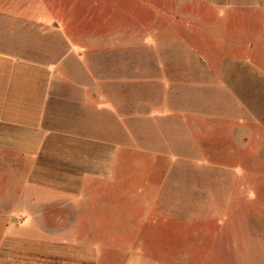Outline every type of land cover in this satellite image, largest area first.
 <instances>
[{"label": "crops", "instance_id": "0c3cea01", "mask_svg": "<svg viewBox=\"0 0 264 264\" xmlns=\"http://www.w3.org/2000/svg\"><path fill=\"white\" fill-rule=\"evenodd\" d=\"M191 1L218 10L223 51L229 36L238 37L240 51L264 41V24L259 30L245 23H264V0ZM55 2L72 10L68 19ZM75 3L80 6L74 9ZM165 4L0 0V264H100L97 229L130 227L136 212L143 226L163 228L160 217L182 208L173 166L167 170L160 154L166 147L161 132L185 128L190 134L189 125L198 120L192 114L182 121L177 114L182 63L163 58L159 43L134 44L128 36L146 35L148 27L166 35ZM251 6L263 12L235 11ZM90 12L87 19L98 23L80 27ZM239 66L257 67L264 82V60ZM210 192L217 193L206 204L215 236L221 234L223 259L207 253V263L264 264V204L247 205L245 199L256 191ZM124 212L126 222L119 224ZM174 226L177 236H188L177 221ZM124 264L163 263L130 252Z\"/></svg>", "mask_w": 264, "mask_h": 264}, {"label": "rangeland", "instance_id": "374dc122", "mask_svg": "<svg viewBox=\"0 0 264 264\" xmlns=\"http://www.w3.org/2000/svg\"><path fill=\"white\" fill-rule=\"evenodd\" d=\"M203 2L166 0V35L154 33L157 29L154 27H148L146 35L136 36L133 31L128 35L134 44L146 43L148 39L159 43L163 58L182 63L183 99L177 101V114L182 121L192 114L198 120L189 125L190 134L185 128H177L169 134L161 132L160 138L166 147L160 154L167 163V170L173 166L176 198H183L186 206L182 203L177 212H165V216L160 217L161 223L166 220L163 228L143 226V215L136 212L130 227L97 229L102 241L97 244L100 264H124L130 252H144L155 262L163 264H208L205 260L207 253L219 257L222 262L221 234L215 236L218 228L215 229L213 213L206 204V199L217 193L210 190L252 189L256 195L246 196V204H264V82L258 79L257 67L239 66L244 60L263 61L264 41L257 43V47L253 46L251 51H240L238 37L229 36L223 51L222 20L215 19L218 10ZM92 3L95 5L94 1ZM78 6L80 3H75L74 9ZM60 11L62 17L68 19L72 10L61 7ZM235 11L246 15L263 12L255 6ZM228 12L233 14L234 10ZM90 13L86 14V19L93 15ZM78 22H81L80 27L93 25L89 19ZM54 23L59 25L56 19ZM149 23L152 25V21ZM245 23L247 28L259 30L264 24L251 18H246ZM168 30L175 31L169 34ZM194 61L204 66L193 67L191 63ZM208 84L210 86L206 88ZM189 135L191 141L188 142ZM173 142L182 143L181 147H171ZM118 215L121 216L118 223L124 224L127 213ZM208 219L209 224L206 223ZM176 221L181 225L180 229L187 230L186 238L177 236ZM70 234L72 240L77 241L76 234Z\"/></svg>", "mask_w": 264, "mask_h": 264}]
</instances>
